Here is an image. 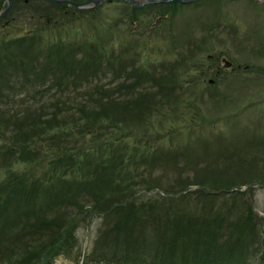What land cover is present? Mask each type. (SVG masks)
I'll use <instances>...</instances> for the list:
<instances>
[{
	"label": "trees",
	"instance_id": "16d2710c",
	"mask_svg": "<svg viewBox=\"0 0 264 264\" xmlns=\"http://www.w3.org/2000/svg\"><path fill=\"white\" fill-rule=\"evenodd\" d=\"M28 38L0 43V73L15 78L6 80L9 90L0 86V98H9L0 101L16 96L19 104L0 109V264H50L56 254L76 245L77 228L99 218L83 264H264V219L244 198L247 191L230 190L228 180L215 175L211 181L207 176L173 184L132 176L134 164L149 163L138 155L150 145L122 142L145 124L155 95L162 92L158 84L165 88L162 81L169 72L158 76L149 65L126 72L123 63L110 67L111 73L106 67L111 58L104 55L85 56L77 66L74 58L45 52L43 45L25 59L41 35L33 34L31 46L23 48ZM15 46L20 53L11 49ZM11 64L17 65L11 69ZM45 64L58 81L54 90L53 84L42 86L51 76L37 70ZM120 145L132 149L126 153ZM193 184L199 190L189 194L186 189ZM194 194L227 196L239 217H233L232 206L217 210L208 205L210 212L183 206Z\"/></svg>",
	"mask_w": 264,
	"mask_h": 264
},
{
	"label": "rangeland",
	"instance_id": "374dc122",
	"mask_svg": "<svg viewBox=\"0 0 264 264\" xmlns=\"http://www.w3.org/2000/svg\"><path fill=\"white\" fill-rule=\"evenodd\" d=\"M47 1L12 0L9 12L0 18V37H4L0 43L9 44L10 39L26 35L29 38L23 48L28 49L29 40L38 33L41 41L32 45L25 59L43 45L45 52L64 50V54L59 52L62 59L74 58L77 66H81L78 59L85 56L92 60L104 55L111 58V63L106 62L109 70L126 63V72L149 65L158 76L170 74L167 81L160 80L165 88L158 84L162 92L155 95L145 124L132 129L135 135L118 141L150 145L138 155L149 163L134 164L130 169L133 178L171 184L188 178L193 183L207 176L211 181L215 175L227 179L233 187L230 190L247 191L244 198L253 202L257 215L264 219V4L256 0H170L135 9L124 0H105L94 8H79L81 11L69 3L55 6ZM6 7L7 0H0V12ZM7 47V51L20 53L19 46ZM224 58L231 64L226 65ZM73 67L68 64V69ZM48 68L45 64L37 70L50 76ZM63 68L60 73L65 75L67 68ZM106 77L104 82L111 76ZM6 80L15 78L0 73V86L9 90L4 88ZM56 82L51 75L42 86L53 84L54 90ZM15 98L0 101V109L19 108ZM130 120L127 115L126 121ZM246 181L253 185H245ZM198 188L193 184L186 191L190 194ZM236 199V204L244 201L243 197L242 201ZM185 200L183 206L205 212L232 206L233 217H239L222 194H194ZM99 223L101 218L77 228L76 245L67 248V253L64 249L56 254L50 264H83L84 255L93 248Z\"/></svg>",
	"mask_w": 264,
	"mask_h": 264
},
{
	"label": "water",
	"instance_id": "95a60500",
	"mask_svg": "<svg viewBox=\"0 0 264 264\" xmlns=\"http://www.w3.org/2000/svg\"><path fill=\"white\" fill-rule=\"evenodd\" d=\"M52 2H66L69 4H72L78 8H94L96 5L100 4L101 2L105 0H48ZM132 3L135 6H142L146 3H154V2H168L170 0H124ZM183 2H191L194 0H179ZM260 3L264 4V0H256ZM12 0H7V7L5 8L4 11L0 12V18L7 14L11 8ZM226 65H230L231 62L224 58Z\"/></svg>",
	"mask_w": 264,
	"mask_h": 264
}]
</instances>
